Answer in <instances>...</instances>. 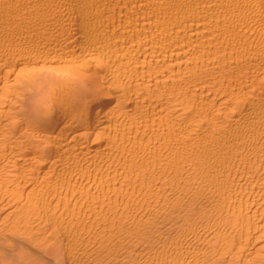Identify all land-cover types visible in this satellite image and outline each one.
Segmentation results:
<instances>
[{"label": "bare ground", "instance_id": "1", "mask_svg": "<svg viewBox=\"0 0 264 264\" xmlns=\"http://www.w3.org/2000/svg\"><path fill=\"white\" fill-rule=\"evenodd\" d=\"M0 264H264V0H0Z\"/></svg>", "mask_w": 264, "mask_h": 264}]
</instances>
